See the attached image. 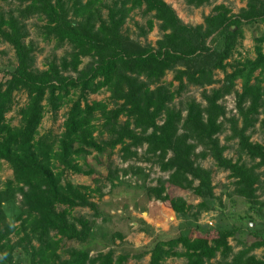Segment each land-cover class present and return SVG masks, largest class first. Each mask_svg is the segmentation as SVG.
<instances>
[{
	"label": "trees",
	"instance_id": "trees-1",
	"mask_svg": "<svg viewBox=\"0 0 264 264\" xmlns=\"http://www.w3.org/2000/svg\"><path fill=\"white\" fill-rule=\"evenodd\" d=\"M17 1L16 12L0 11V38L11 45L15 58V64L0 75V160L11 169L0 186V242L7 252L8 234L22 231L19 240L27 239L28 264H122L128 253L114 256L110 248L93 256L82 246L69 247L65 257L57 251L62 238L83 242L88 237L91 220L71 215L70 208L94 206L89 199L93 189L62 176L67 171L90 172L77 159L116 144L124 157L135 153L131 147L143 143L146 152L156 154L159 168L167 174L146 185V192L174 213L194 207V217L213 209L218 200L211 170L194 162L197 144L200 156L210 155L218 168L228 170L233 192L245 198L250 208L264 206V196L259 200L256 193L258 187L264 191V31L253 38L252 57L228 61L242 38V22L264 24V0H245L237 12L215 3L195 24L183 22L165 0ZM206 1L185 0L195 6ZM140 6L159 20L162 32L154 44L131 38L121 29L128 12ZM31 14L43 19L46 38L56 46L67 45L63 54L48 59L41 69L33 67V47L23 39L24 19ZM146 26L152 27L151 18ZM84 55L89 59L78 67ZM217 69L223 71L220 79L214 76ZM167 70L172 76L164 82L161 78ZM236 79L239 89H234ZM214 82L218 85L206 87ZM188 84L202 87L203 103L187 96L181 107H175L171 100ZM100 88L108 90L107 99L86 98ZM16 89H22L26 99L17 109L19 123L11 124L5 113L12 108ZM231 90L235 110L226 115L220 99ZM65 102L69 105L61 130L40 132L45 109L54 112ZM225 128L226 139L235 138L236 159L223 154L226 145L217 134ZM255 128L261 133L260 141L250 138ZM94 131L107 136L97 139ZM167 184L189 188L197 201L186 204L180 196L168 195ZM15 191L20 192L24 213L17 215V225L14 219L5 220L1 206ZM208 228L194 225L186 232L156 238L134 254H148L147 260L133 264H166L164 259L170 255L184 256L185 264H217L211 260L216 254L224 264H264V235L232 251L228 236L234 228ZM31 237L35 244H29ZM258 246L263 249L256 256L250 250Z\"/></svg>",
	"mask_w": 264,
	"mask_h": 264
},
{
	"label": "rangeland",
	"instance_id": "rangeland-1",
	"mask_svg": "<svg viewBox=\"0 0 264 264\" xmlns=\"http://www.w3.org/2000/svg\"><path fill=\"white\" fill-rule=\"evenodd\" d=\"M168 2L176 14L183 22L195 24L201 22L203 15L211 12L215 3L222 2L227 5L231 12H237L244 5L245 0H208L197 6L188 4L185 0H165ZM17 0H0V11L7 12L12 10L16 12L18 6ZM105 9H103V13ZM151 18L152 27L147 29L146 20ZM159 20L154 18L151 12H145L143 7H134L131 9L121 29L129 37L140 40L141 42H150L154 44L156 38L161 35L158 28ZM26 34L23 39L33 47V67L41 69L45 67V62L51 57H59L63 54L67 45L56 46L54 40L46 38L42 34L41 25L43 19L36 14H31L24 19ZM144 30V32L142 31ZM242 38L232 53L228 61L239 59L244 56L252 57L253 38L264 31V24L261 21H244L241 24ZM89 59V56H81V67ZM15 64L13 48L11 45L0 38V75L3 70L11 68ZM227 70L229 67L226 68ZM74 74L73 71H68ZM256 73V71H255ZM223 71L217 69L214 76L221 78ZM172 71L167 70L161 80L166 82L171 79ZM173 85L176 80H172ZM211 85H218L214 82ZM200 86L188 84L179 94H176L171 100L175 107H181L185 97L192 96L203 103L200 96ZM234 89H239V80L236 79ZM108 90L100 88L96 92L88 93L86 98L107 99ZM26 99L25 92L22 89H16L13 92V104L11 110L5 113L6 119L11 124L19 123V114L17 109ZM220 101L224 104L226 115L234 112V93L231 90L222 96ZM69 103L65 102L56 111L51 112L47 108L41 118L39 131L51 130L57 134L61 130V122L64 111ZM110 105V104H109ZM184 114V111H182ZM124 117L121 116V119ZM98 123V120H95ZM256 127V126H255ZM229 132L227 128L218 132L219 141L225 143L226 147L223 154L232 159L238 158L235 138L226 139ZM97 139L105 138V132L94 131ZM252 140L260 141L261 133L255 128L251 132ZM135 153H129L123 156L119 144L112 149L104 151L91 150L84 157L77 160L82 169L91 168L88 173H77L67 171L62 176L63 180H69L72 183H82L88 185L90 190L89 199L93 207L87 205H76L70 208V214L74 216L81 215L91 220L88 237L83 241L76 239L62 238L58 248L61 257L67 256L69 247H86L89 255L93 256L98 251H105L108 248L113 249L114 256L117 253H128L122 264H133L137 261H146L148 254L136 256L134 254L147 249L156 238H165L176 235L180 232H186L189 227L198 225L199 228L209 229L218 227L234 228L231 236H228V242L232 246V251L264 235V206L255 210L250 208V203L240 195L233 192L232 177L228 175V170L218 168L210 155L200 156L201 145L197 144L194 152V162L211 170V181L213 191L218 196L213 209L202 210L196 216H192L191 211L194 207L186 209L185 213L177 214L168 209L166 203L156 199L152 194L146 192V185H153L157 178H164L166 170L158 166L157 156L154 153L145 151V144L131 147ZM240 159L249 162L244 154H240ZM260 167L258 169H262ZM11 169L4 160H0V186L10 177ZM196 180L193 181L195 183ZM164 191L170 196H180L186 204H194L197 197L189 188L166 185ZM257 199L261 200L264 191L260 187L256 189ZM21 195L15 191L14 195L1 202L2 211L6 221L13 220L17 225L19 219L17 215L24 216L21 213L22 206ZM256 206V205H255ZM58 208L62 205H58ZM146 212V213H144ZM210 220V223L207 222ZM162 222V223H161ZM162 227V228H160ZM143 232V233H142ZM22 231H11L8 234V242L11 245L9 252L0 242V264H28V255L25 251L27 239L19 240ZM29 244H35L33 237L29 239ZM176 248H181L176 246ZM263 247L258 246L250 250L256 256H259ZM9 253L8 257L5 254ZM228 259V258H227ZM217 264H224L216 254L212 259ZM185 257L182 255H170L164 259L166 264H185Z\"/></svg>",
	"mask_w": 264,
	"mask_h": 264
},
{
	"label": "built area",
	"instance_id": "built-area-1",
	"mask_svg": "<svg viewBox=\"0 0 264 264\" xmlns=\"http://www.w3.org/2000/svg\"><path fill=\"white\" fill-rule=\"evenodd\" d=\"M208 223H210V220H207Z\"/></svg>",
	"mask_w": 264,
	"mask_h": 264
},
{
	"label": "crops",
	"instance_id": "crops-1",
	"mask_svg": "<svg viewBox=\"0 0 264 264\" xmlns=\"http://www.w3.org/2000/svg\"><path fill=\"white\" fill-rule=\"evenodd\" d=\"M144 213H146V212H144ZM162 223V222H161ZM160 228H162V227H160ZM143 233V232H142ZM148 257V256H147Z\"/></svg>",
	"mask_w": 264,
	"mask_h": 264
}]
</instances>
